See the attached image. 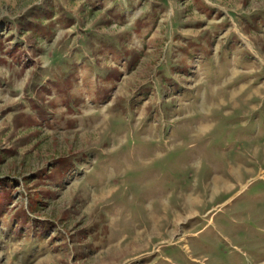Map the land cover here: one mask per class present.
Masks as SVG:
<instances>
[{"label": "rangeland", "instance_id": "obj_1", "mask_svg": "<svg viewBox=\"0 0 264 264\" xmlns=\"http://www.w3.org/2000/svg\"><path fill=\"white\" fill-rule=\"evenodd\" d=\"M5 192L0 264H264V0H0Z\"/></svg>", "mask_w": 264, "mask_h": 264}, {"label": "trees", "instance_id": "obj_2", "mask_svg": "<svg viewBox=\"0 0 264 264\" xmlns=\"http://www.w3.org/2000/svg\"><path fill=\"white\" fill-rule=\"evenodd\" d=\"M9 196L10 195L8 193L6 194V192L3 194H0V217L6 214V209L8 208L9 204H11V199L9 198ZM22 216H25V215H23L22 213ZM26 220H28V217L26 219L24 218L23 223H27Z\"/></svg>", "mask_w": 264, "mask_h": 264}, {"label": "crops", "instance_id": "obj_3", "mask_svg": "<svg viewBox=\"0 0 264 264\" xmlns=\"http://www.w3.org/2000/svg\"><path fill=\"white\" fill-rule=\"evenodd\" d=\"M14 228H15V227H14ZM27 228H32V227H29V226H28ZM24 230H25V229H24Z\"/></svg>", "mask_w": 264, "mask_h": 264}]
</instances>
